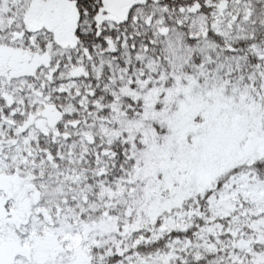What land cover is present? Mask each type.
I'll use <instances>...</instances> for the list:
<instances>
[{
  "label": "snow or ice",
  "instance_id": "obj_1",
  "mask_svg": "<svg viewBox=\"0 0 264 264\" xmlns=\"http://www.w3.org/2000/svg\"><path fill=\"white\" fill-rule=\"evenodd\" d=\"M0 264H264V0H0Z\"/></svg>",
  "mask_w": 264,
  "mask_h": 264
}]
</instances>
